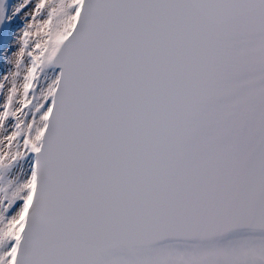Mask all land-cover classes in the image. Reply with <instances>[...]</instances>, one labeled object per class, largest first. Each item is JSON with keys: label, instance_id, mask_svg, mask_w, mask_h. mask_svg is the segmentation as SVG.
I'll use <instances>...</instances> for the list:
<instances>
[{"label": "snow or ice", "instance_id": "obj_1", "mask_svg": "<svg viewBox=\"0 0 264 264\" xmlns=\"http://www.w3.org/2000/svg\"><path fill=\"white\" fill-rule=\"evenodd\" d=\"M0 264H264V0H0Z\"/></svg>", "mask_w": 264, "mask_h": 264}]
</instances>
